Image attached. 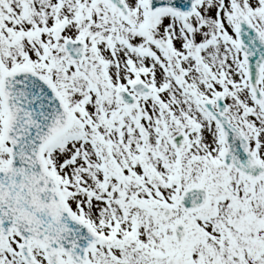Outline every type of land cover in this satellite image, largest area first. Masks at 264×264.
Masks as SVG:
<instances>
[{
	"label": "snow or ice",
	"instance_id": "obj_1",
	"mask_svg": "<svg viewBox=\"0 0 264 264\" xmlns=\"http://www.w3.org/2000/svg\"><path fill=\"white\" fill-rule=\"evenodd\" d=\"M0 264H264V0H0Z\"/></svg>",
	"mask_w": 264,
	"mask_h": 264
}]
</instances>
